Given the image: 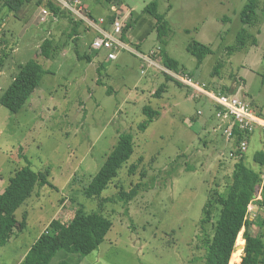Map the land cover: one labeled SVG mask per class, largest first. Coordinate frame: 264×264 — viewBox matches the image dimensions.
Listing matches in <instances>:
<instances>
[{
    "label": "rangeland",
    "instance_id": "374dc122",
    "mask_svg": "<svg viewBox=\"0 0 264 264\" xmlns=\"http://www.w3.org/2000/svg\"><path fill=\"white\" fill-rule=\"evenodd\" d=\"M151 1L119 0L113 5L110 0H81L88 9L85 15L91 12L101 26L100 20H107L113 8L117 14L127 13L124 18L119 14L124 31L131 23L125 31L131 50L120 51L115 60L101 50L91 62L78 55L90 52L95 28L82 20L76 30L79 38L77 34L70 37L79 16L54 17L34 3L19 19L0 5V98L20 64L37 59L46 71L19 112H10L0 103V194L25 166L32 175L47 172L53 184L37 187L16 211L19 224L26 214V224L22 229L17 225L9 242L0 245V264H19L53 219L69 223L79 205L87 212L103 211L113 226L105 241L80 262L77 254H68L73 264H203L205 234H214L212 223L205 225L206 231L202 227L203 208L215 191L227 196L238 159L230 155L235 144L223 141L220 131H214L213 102L195 99L191 89L167 80L155 20L145 11ZM158 2V11L166 15L171 27L163 45L179 63L178 72L217 91L243 97L264 115V0H260L257 22L249 28L258 43L234 52L230 47L244 26L240 12L246 0ZM46 37L62 44L53 58L39 53ZM193 41L212 49L200 64L187 49ZM133 50L157 65L149 66ZM162 84L166 91L158 97L155 92ZM147 105L159 115L142 130L140 124L148 119L143 111ZM123 132L134 136L133 155L100 196H85L84 188ZM257 134L245 158V165L255 170L259 168L255 154L264 150ZM133 163L138 167L130 174ZM138 183L139 193L129 203L119 199L122 188L129 191ZM262 186L260 181L252 200L243 186L236 189L239 202L235 206H243V219L257 213L255 200L261 199ZM103 198L113 199L100 210ZM213 214L216 223L219 210ZM226 222L220 223L212 243L225 264H236L246 244L244 229L235 221ZM64 257L60 251L49 264H58Z\"/></svg>",
    "mask_w": 264,
    "mask_h": 264
},
{
    "label": "trees",
    "instance_id": "16d2710c",
    "mask_svg": "<svg viewBox=\"0 0 264 264\" xmlns=\"http://www.w3.org/2000/svg\"><path fill=\"white\" fill-rule=\"evenodd\" d=\"M110 2L115 5L116 3H119V0H110ZM34 3L37 6L47 8L54 17L67 16V14L71 16L73 14L68 9L62 8L56 0H36V2H34V0H0L2 10L3 7H7L9 12L14 13V16L19 19L22 16L21 12L24 14V12ZM158 7V0H153L147 4L145 11L155 20L158 39L162 43L161 56L163 65L168 69L178 71L179 63L168 54L163 45V43H165V37L168 36L171 31L170 22L166 19L165 14L158 11ZM259 9L260 0H246L240 12V19L244 26L237 33L236 43L230 47L231 52L242 50L248 45H256L258 43L257 36L250 32L249 28L257 22ZM113 10L115 12H113V14L106 20L111 24L117 17L115 16V13H117L116 9L113 8ZM262 13L264 16V4L262 7ZM89 18L92 19L91 12L89 13ZM2 20L4 19L2 18ZM82 20L83 19H80L79 21L73 20L75 28L72 30L73 33H70V37L77 34V38H79L76 30L83 23L84 20ZM2 25L3 21L0 22V29ZM127 26L125 28L126 30L131 27V23H128ZM125 31L122 33L121 38L126 43H129ZM61 49L62 44L56 41L54 37H46L40 45L39 53L46 58H53ZM187 49L197 57L199 64L208 54L212 53L210 46L198 41L190 43ZM94 50L96 51L95 53L87 52L83 55L79 54L78 57L91 62L93 57L100 51L98 49ZM45 73L46 71L37 59H29L25 63L20 64L18 73L13 77L11 84L1 96L0 103L10 112H19L26 105L34 91L40 86ZM166 75L167 80L174 79L179 85L186 86L176 80L169 73L167 74L166 72ZM165 91L166 84H162L156 90L155 95L161 97ZM109 92L112 91L110 90ZM222 93L226 92L223 91ZM143 111L148 116V119L140 124V128L145 130L148 127L149 122L158 117L159 111L149 105L145 106ZM259 113L263 114L262 112ZM217 125L218 119L214 129ZM252 136L253 134L251 137ZM134 149L135 142L133 134L128 132L121 133L117 145L109 153L106 161L93 177L89 185L84 188L85 196L89 198L100 196L110 182L117 177L118 171L122 165L133 155ZM245 158L246 155L235 162L233 182L229 188L227 196L221 195L218 191H215L214 195L209 198L203 208V217L200 222L205 231V225L212 223L214 234L219 228L220 223L227 221L225 224L227 225L228 220L240 223L239 228L244 229L243 237L246 244L241 261L236 264H264V184L260 190L261 199L255 200V205L258 206V211L254 216L248 214L247 217L243 219L245 211L243 206L242 208L235 206L236 203L239 202H237V197L235 195L236 189H240L242 186L245 189V194L252 200L255 192L254 189L261 181L260 172L264 165V150L258 151L254 157V160L259 166L258 170L247 167L245 165ZM137 167V163L131 164L129 167V173L133 174ZM34 175L35 174L32 175L29 166L18 169L10 178L8 187L0 194V245H5L9 242L15 234L17 225H19L17 227L20 229L25 226L26 214H24L22 223L19 224L16 211L27 201L31 192L37 187H42L47 184L53 186L48 179L47 172H39L37 175ZM139 187L140 183L136 184V186L129 191L122 190V188L118 195L119 199L129 203L139 193ZM112 199L113 198H103L100 202L99 209L101 208L100 210H103V204ZM216 210H219L220 220L214 223L212 219L214 216L213 213ZM102 212H87L82 205H79L69 223H64L57 218L53 219L46 227L45 231H43L38 239L32 244L30 254L19 264H49L52 258L60 251L64 252L65 257L60 260L58 264H73L68 254H77V263L80 262L83 257L92 253L105 241L108 232L113 226L112 220ZM205 235V254L203 256V264H225L212 243L213 236L208 232H206ZM240 244H244L242 239ZM241 250L242 248H239L237 254H239Z\"/></svg>",
    "mask_w": 264,
    "mask_h": 264
},
{
    "label": "built area",
    "instance_id": "2783aa9c",
    "mask_svg": "<svg viewBox=\"0 0 264 264\" xmlns=\"http://www.w3.org/2000/svg\"><path fill=\"white\" fill-rule=\"evenodd\" d=\"M56 1L62 8L68 9L73 14L79 16L99 32V35L92 42V47L108 52L109 59H117L120 51L131 50L129 44L121 38L125 24L119 15H117L115 21L112 23L113 31L105 30L96 21L85 15V7L81 0ZM103 22L104 19H101L100 23ZM133 52L139 55L149 66L157 65L156 62L146 55L136 50H133ZM163 69L176 80L190 88L195 99L207 98L213 102L215 116L218 119V125L214 130L216 132L220 131V137L223 141L235 144V148L230 153L233 158L239 160L247 154L250 146V137L256 131L264 135V115L258 113L245 98L217 91L207 84L197 81L188 73H181L166 67H163ZM202 113V111H199V114ZM260 176L263 185L264 165L261 168Z\"/></svg>",
    "mask_w": 264,
    "mask_h": 264
},
{
    "label": "crops",
    "instance_id": "0c3cea01",
    "mask_svg": "<svg viewBox=\"0 0 264 264\" xmlns=\"http://www.w3.org/2000/svg\"><path fill=\"white\" fill-rule=\"evenodd\" d=\"M82 4H83L84 7H86V6L84 5L83 2H82ZM114 7H115V6H114ZM86 9H87V8H86ZM89 12H90V11H89ZM122 13H123V14H122ZM116 14H117V13H116ZM119 14L123 16V15H126L127 13H125V12H120V13H118L117 15H119ZM131 14H132V13H131ZM103 19H104V18H103ZM103 23H104V24H103L102 26L100 25V27L103 28V29H105V30H110L111 23H108V22L106 21V19H104V22H103ZM95 30H96V29H95ZM97 35H99V32L96 30V33H95V35L93 36L92 40H93ZM126 36H127V35H126ZM127 38H128V40H130L128 36H127ZM92 40H91V42H90V52H89V53H93V52L95 53V52H96V51L92 48V46H91V44H92ZM100 51H101V50H100ZM100 51L98 52V54H100ZM256 132H257V131H256ZM256 132H255V133H256ZM255 133H254V134H255ZM254 134H253V135H254ZM252 137H253V136H252ZM252 137H251V138H252ZM257 137H258V140H259L260 142H262L263 145H264V138H263L264 135H263L261 132L258 131ZM71 220H72V219H71ZM71 220H70V221H71ZM243 243H244V240H243ZM240 252H241V251H240Z\"/></svg>",
    "mask_w": 264,
    "mask_h": 264
},
{
    "label": "water",
    "instance_id": "95a60500",
    "mask_svg": "<svg viewBox=\"0 0 264 264\" xmlns=\"http://www.w3.org/2000/svg\"><path fill=\"white\" fill-rule=\"evenodd\" d=\"M255 208L257 209L258 208V206H255ZM245 247V246H244Z\"/></svg>",
    "mask_w": 264,
    "mask_h": 264
},
{
    "label": "bare ground",
    "instance_id": "6f19581e",
    "mask_svg": "<svg viewBox=\"0 0 264 264\" xmlns=\"http://www.w3.org/2000/svg\"><path fill=\"white\" fill-rule=\"evenodd\" d=\"M239 241L241 242V238L239 239ZM240 242H239V243H240Z\"/></svg>",
    "mask_w": 264,
    "mask_h": 264
}]
</instances>
